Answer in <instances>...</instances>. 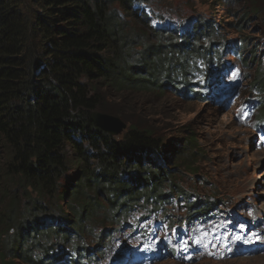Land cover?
<instances>
[{
	"label": "trees",
	"instance_id": "1",
	"mask_svg": "<svg viewBox=\"0 0 264 264\" xmlns=\"http://www.w3.org/2000/svg\"><path fill=\"white\" fill-rule=\"evenodd\" d=\"M263 1L244 0L247 21L252 13L264 14ZM153 5L152 0H0V198L10 193L9 186H17L8 209H0L1 264L5 255L40 261L29 254L36 240L28 244L27 254L21 251L25 222L31 217L36 225L51 208L67 222L64 210L57 208L65 195L71 200L65 208L75 211L73 232L59 225L48 230L66 243L79 239L85 227L81 217L94 222L104 203L108 217L118 216L114 221L119 222L133 206L149 216L163 209L172 193L180 194L174 177L159 164L162 144L154 130L130 125L115 138L90 116L93 111L119 116L108 109L104 93L162 90L163 76L179 95L193 97L211 67L219 69L220 43L214 41L211 49L201 43L217 40L215 23L181 17L166 25L163 8L155 11ZM127 25L133 27L125 31ZM243 42L232 48H243L245 55L248 40L238 41ZM256 50L248 51L253 58ZM252 85L262 95L256 107L264 117V70ZM185 140L177 158L190 169L197 145L191 137ZM70 160L82 167L81 177L71 188L59 190ZM98 190L102 197H92ZM19 191L26 210L19 204ZM201 209L203 216L210 207ZM60 218L49 217L48 222ZM71 247L79 256L88 253ZM67 260L76 264L72 256Z\"/></svg>",
	"mask_w": 264,
	"mask_h": 264
},
{
	"label": "rangeland",
	"instance_id": "2",
	"mask_svg": "<svg viewBox=\"0 0 264 264\" xmlns=\"http://www.w3.org/2000/svg\"><path fill=\"white\" fill-rule=\"evenodd\" d=\"M152 1L155 11L163 8L164 14L160 15L167 18L166 25L177 22L181 17L189 20L202 18L207 25L212 22L219 28L217 40L201 42L210 49L214 41L220 43L221 64L219 69L211 67L207 80L201 79L200 85L194 87L200 92L193 95L197 98L189 94L186 97L179 95L166 76L160 81L164 86L162 90L104 93L108 109L119 111L117 117L127 124V128L115 138L121 137L130 125H147L161 140L159 164L174 177L180 190V194L172 193L173 197L165 203L164 210L169 222L174 223L175 229H180L184 244L175 245L174 255L168 254L167 247L171 248V241L178 242L171 227L151 234L149 243L152 247L141 251L137 250L138 245L134 249L137 242L130 224L136 220V212L146 213L133 206L118 222L114 221L118 216L108 217L106 203L95 213L94 222L82 216L81 224L85 227L79 239L65 243L48 230V227L59 225L70 229V235L73 232L71 222L76 219L75 211L68 206L65 208L71 201L65 195L63 200H57V208L64 210L63 217L67 222L53 208L43 213L48 218H60L58 223H49L44 217L37 219L36 225L31 217L25 222L27 228L22 231L21 251L27 254L30 250L28 244L36 240L29 254L40 256V261L27 263L22 258L5 255L2 264H63L66 255L72 253L73 244L87 249L92 261L86 259V264H134L132 259L137 254L143 256L144 262L157 258L153 264H237L239 260L238 264H258L251 260L264 257V249H259L264 247V118L260 108L256 107L262 95L252 85L254 78L264 70V14L252 13L250 21H247L244 16L246 8L242 6L244 0ZM261 4L264 5V1ZM124 20L130 23L127 18ZM237 23L242 27L238 28ZM133 25L124 26L125 31ZM243 38L248 40L245 55L243 48H240L241 52L232 48L235 44L243 45L244 42L238 43ZM253 44L261 46L254 47ZM253 49H257L255 58L248 52ZM260 118L262 123H259ZM187 137L195 141V151L198 152L188 166L190 169L182 167L177 158ZM81 169L78 163L70 160L65 175L60 179L59 190L71 188L81 177ZM15 187L9 186L10 193L0 198V209H8L11 196H17L12 192ZM170 191L165 187L167 194ZM32 194L35 195L34 192ZM90 194L102 197L103 192L98 190ZM18 196L21 208L26 210L21 191ZM194 201L198 203L190 208ZM207 206L210 209L201 216V208ZM199 209L200 212L193 213ZM162 211H153V217H160ZM225 217L228 220L222 227ZM145 219L142 223L148 226L149 231L159 228L154 226L153 230L151 220ZM157 224L160 225L159 219ZM253 235L259 238V242L250 245L248 240ZM236 237L238 239L232 240ZM242 239L243 242L240 241ZM245 249L249 251H243ZM0 251H3L1 247ZM55 252H62L61 257L55 258Z\"/></svg>",
	"mask_w": 264,
	"mask_h": 264
},
{
	"label": "clouds",
	"instance_id": "3",
	"mask_svg": "<svg viewBox=\"0 0 264 264\" xmlns=\"http://www.w3.org/2000/svg\"><path fill=\"white\" fill-rule=\"evenodd\" d=\"M158 209H161V208H158ZM164 209L165 208H163V211H162L160 219H159L160 220L159 228L156 229V231H149V229H147V228H144L143 230H141V227H139V229L134 228V231L135 230L137 231L134 235L132 234L134 236V238H136L134 240H136V242H137V245L134 246V249H136L138 247V245H140V247L137 250H141V251H144V250L152 247L153 245H151L149 243V238H150L152 233L159 232V231L163 230L164 228H171V227L173 229L175 228L173 226L174 223H170L169 222L168 215L165 214V210ZM143 219H144V216H141L139 218V220H141V222H142ZM171 242H172L171 248L167 247V250L169 251V253H168L169 255H174L173 251H175V245L178 246L179 242H177V243L175 241H171ZM71 251H72V253L70 252L69 254L66 255V259L64 260L63 264H69L67 259L70 258L71 256H72L73 260L76 262V264H86V259H88L89 261H92L91 258H90V255H88V254H81V256H79V254L77 252H75L73 249H71ZM131 251L128 252L129 255L131 254ZM75 255H77L76 258H75ZM137 255H139V254H137ZM142 259H143V256L134 257V259H132V263L141 264L143 262L142 264H153V263H156L157 260H158L156 258L154 260H150L149 262H144V261H142ZM115 262H119V261H115ZM122 264H127V263L125 262V263H122Z\"/></svg>",
	"mask_w": 264,
	"mask_h": 264
},
{
	"label": "water",
	"instance_id": "4",
	"mask_svg": "<svg viewBox=\"0 0 264 264\" xmlns=\"http://www.w3.org/2000/svg\"><path fill=\"white\" fill-rule=\"evenodd\" d=\"M90 116L97 127L112 136H117L127 128V124L117 116L96 111H93Z\"/></svg>",
	"mask_w": 264,
	"mask_h": 264
},
{
	"label": "bare ground",
	"instance_id": "5",
	"mask_svg": "<svg viewBox=\"0 0 264 264\" xmlns=\"http://www.w3.org/2000/svg\"><path fill=\"white\" fill-rule=\"evenodd\" d=\"M261 234V232H259V234L258 235H260ZM230 238V237H229ZM228 238V239H229ZM236 239H238L237 237L236 238H233L232 240H236ZM240 239V238H239ZM240 241H244L243 239L242 240H240ZM248 242H249V244L250 245H253V244H257L258 242H259V238L257 237V236H255V235H253V236H251L250 238H249V240H248ZM234 244H235V242H234ZM249 245V246H250ZM243 248V247H242ZM259 249H264V247H262V248H259ZM227 250V249H226ZM243 251H249V249H245V250H243ZM62 254V252L61 253H54V255H55V258H59V257H61L60 255ZM264 257L263 258H261V259H255L254 258V260H251L252 262H257L258 264H264ZM238 263H240V260L237 262V264Z\"/></svg>",
	"mask_w": 264,
	"mask_h": 264
}]
</instances>
